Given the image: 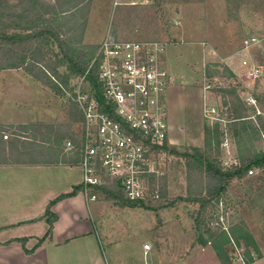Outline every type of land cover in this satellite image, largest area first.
<instances>
[{
  "label": "rangeland",
  "instance_id": "rangeland-1",
  "mask_svg": "<svg viewBox=\"0 0 264 264\" xmlns=\"http://www.w3.org/2000/svg\"><path fill=\"white\" fill-rule=\"evenodd\" d=\"M2 7L14 15L21 14L26 21L46 13L44 17L50 27L68 47L89 59L94 57L98 44L107 34L121 40L175 43L167 49L166 55L172 77V86L167 93L168 112L169 96L174 89L183 87L188 90V108H192L188 110L186 137L179 139L176 145H169L178 154H193V150L198 149L224 173L231 165L238 164V143L235 131L230 127L227 108L230 98L223 95L222 90L235 89L247 109L245 116L260 115L264 120V0H0ZM3 11L0 9V15ZM174 19L179 22L177 27L171 25ZM12 33L25 34L9 31ZM249 38H256L259 43L244 49L243 42ZM60 57L56 45L50 42V54L41 64L50 69V77L51 68L56 67L55 62ZM242 60L261 67V76L257 80L246 79ZM57 71L63 76L67 74L64 66L57 67ZM21 72L0 71V142L8 148L20 137L28 144L40 146V150L34 151L40 154L34 156L38 160H46L49 154L46 156L44 152L50 151L61 163L64 141L58 137L50 142V149H42L47 148L41 143L50 135L46 128L29 123L32 120L30 114L35 112L32 104L35 105L36 96L41 93L39 89L33 91L38 87L32 88L31 96L29 88L22 89L25 84L22 85L24 76ZM76 79L69 78L66 91L70 94V86ZM45 92L50 95L51 91ZM23 96L28 103L23 101ZM14 100L18 102L17 106ZM55 100L61 105L54 126H62L65 131H79V123H72L69 118L70 104H74L71 99L65 94ZM40 104L45 106L44 102L40 101ZM12 117H17L22 125L21 122L15 127L7 124L5 119ZM176 119V122L183 120L178 108ZM216 128L218 145L214 137ZM207 129L210 135L206 139ZM63 130L57 134L60 136ZM251 136L244 137L239 146L245 143L254 151H264V136ZM169 156L170 159L163 158L157 163L163 172L159 181L166 189L165 196L158 202L141 205L138 209H121L112 201L102 200L108 203L106 223L108 231L114 234L113 239H118L119 233V238L129 242L125 253H120L122 261L118 264H221L214 251V241L223 231L209 227L212 237L204 234L207 227L202 226L197 231L193 218L199 204L183 201L195 196L196 190L203 191L205 181L194 168L188 171L183 158ZM193 163L198 164L196 160ZM251 169L253 175L231 181L226 187L222 199L228 202L225 204H231V211L215 208L211 202L206 207L205 216L216 213L223 217L227 233H235L239 238L240 247L227 246L232 264H264V170ZM244 233L252 242L249 239L244 242ZM145 243L150 246L146 257L140 249ZM253 244L259 254L254 252ZM102 246L106 251L108 247L104 240Z\"/></svg>",
  "mask_w": 264,
  "mask_h": 264
},
{
  "label": "built area",
  "instance_id": "built-area-1",
  "mask_svg": "<svg viewBox=\"0 0 264 264\" xmlns=\"http://www.w3.org/2000/svg\"><path fill=\"white\" fill-rule=\"evenodd\" d=\"M171 25L177 27L179 22L174 19ZM258 43L256 38H249L243 42V48ZM174 44L160 40H121L107 34L98 44L84 75L71 84V94L66 92L83 120L79 122L75 139L63 142L62 156L66 165L81 169L80 193L87 202L105 200L102 188L112 186L118 187L130 203L153 204L162 199L166 189L159 181L163 172L157 163L171 157L160 151L170 145L167 93L172 77L166 55ZM241 68L246 79L257 80L261 76L257 64L242 60ZM93 69L104 106L86 80ZM105 106L112 108V116L103 110ZM253 173L251 169L247 174ZM217 206L231 211L230 205L222 201ZM211 217L214 219L211 228L228 232L223 217L216 213ZM141 249L146 257L150 246L144 244ZM239 257L242 260L241 254Z\"/></svg>",
  "mask_w": 264,
  "mask_h": 264
},
{
  "label": "crops",
  "instance_id": "crops-1",
  "mask_svg": "<svg viewBox=\"0 0 264 264\" xmlns=\"http://www.w3.org/2000/svg\"><path fill=\"white\" fill-rule=\"evenodd\" d=\"M21 73L24 76L22 85L28 86L24 85L22 89L29 88L28 94L31 96L32 88L38 87L33 88V91L39 89L41 93V96H36L35 105L32 104L35 112L30 114L32 120L29 123H36L42 128L50 127L47 129L49 138L41 143L47 147L42 149H50V142L58 137L61 139L57 133L64 129L53 124L61 104L51 92L50 95L45 92L48 90L40 83ZM32 81L36 86L31 85ZM187 91L184 87L174 89L169 96L170 145H176L179 139L186 137L188 110H192L188 108ZM25 100L23 96V101L29 102ZM40 101L44 102V107H41ZM16 102L14 100L17 106ZM177 108L181 111L182 122L175 121ZM5 120L12 127L21 122L17 117ZM178 132L181 135L177 136ZM27 142L18 137L8 148L0 142V148H3L0 152V264H118L122 261L119 255L125 253L129 242L119 238V233L118 239L114 240L113 232L108 231V203L102 200L87 202L80 193L81 169L66 165L65 158L60 163V159L55 158L50 151L44 152L46 156L49 154L46 160H38L34 156L39 157L40 154L34 151L40 150V146ZM75 188H78L75 194L58 199L71 194ZM48 208L51 217L55 218L50 233L45 216ZM103 240L108 247L106 251L102 246Z\"/></svg>",
  "mask_w": 264,
  "mask_h": 264
},
{
  "label": "trees",
  "instance_id": "trees-1",
  "mask_svg": "<svg viewBox=\"0 0 264 264\" xmlns=\"http://www.w3.org/2000/svg\"><path fill=\"white\" fill-rule=\"evenodd\" d=\"M0 9L4 10L3 15H0V71H23L34 81L40 83L43 88L51 91L56 97L63 98L68 91H66V88L68 87L69 78H81L91 59L68 47L66 42L50 27V22L44 17L46 13H39L35 16V19L26 21L21 14L14 15L5 7ZM9 31H23L25 34H9ZM50 42L56 45L61 55L55 62L56 67L51 68V77L54 80L50 77V69L41 65L45 56L50 54ZM56 57L58 58L59 56ZM62 66L66 68V76L60 75L57 71V67ZM95 73L96 71L93 69L86 76V80L95 90L98 102L104 106V100L101 96V90L97 83ZM222 93L230 98L227 108L228 114L231 117L229 119L230 127L235 131L234 137L238 143L239 157L237 165H231L229 171L224 173L218 165L206 158L198 149H194L193 154L186 153L181 155L165 145L160 151L161 154H172L176 157L183 158L188 166L189 172L194 168L203 177L205 181L204 190H196L195 196L184 198L183 201L191 205L199 204L197 215L193 218L196 230L200 231L202 226L207 227L204 230V234L210 237L212 236L209 227H211L210 224L214 222V219L211 216H205L208 203L211 202L215 207L220 201L224 202L222 196L226 193L228 183L231 181H240L248 177L247 173L251 168L264 170V151H254L247 147L245 143L239 146L244 137L249 138L251 135L254 137L264 136L263 118L260 115H256L254 118L245 116L247 109L235 89L222 90ZM103 110L107 111L110 116L113 115L110 106H105ZM69 118L72 123H79L83 120L75 104H70ZM46 129H50V127H46ZM214 134L217 143L219 136L217 128ZM209 135L210 132L207 129L205 131L206 139ZM60 138L62 141L74 140L75 134L71 133L70 130L64 131L63 135H60ZM193 160H196L198 164H194ZM77 189L75 188L71 194L61 196L58 199L75 194ZM164 192L162 198L165 196ZM102 193L106 201L114 202L115 206L121 209H138L143 205L127 202L118 187L102 188ZM230 207L232 209V206ZM45 216L46 222L49 225L48 233H50L55 218L51 217L49 208L46 210ZM221 233L222 235L215 238L214 251L221 264H232L228 256L229 250L227 246L233 245V247H236L238 245L240 247L239 238L236 237L235 233ZM243 236L244 242L247 243L248 239L252 242L248 234L244 233ZM243 247L245 246L243 245ZM253 249L256 254H259V250L254 244Z\"/></svg>",
  "mask_w": 264,
  "mask_h": 264
}]
</instances>
